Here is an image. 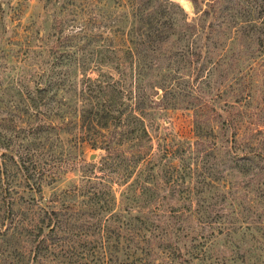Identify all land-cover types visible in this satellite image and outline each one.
I'll return each mask as SVG.
<instances>
[{
  "label": "rangeland",
  "instance_id": "obj_1",
  "mask_svg": "<svg viewBox=\"0 0 264 264\" xmlns=\"http://www.w3.org/2000/svg\"><path fill=\"white\" fill-rule=\"evenodd\" d=\"M159 1L171 17L161 16L162 28L172 33L161 41L153 59L158 67L145 83L155 77L159 83L172 80L190 94L184 98L187 103L167 94L149 108L159 124L151 131L152 160L157 132L188 135L191 111L182 105L199 108L211 96L215 103H209L210 114L233 112L239 132L251 130L256 145L264 146V0H173L186 18L175 5ZM132 21L130 0H0V264H127L126 204L110 205L105 191L106 199L99 202L107 207H101L91 192L92 179L82 177L89 173L87 163L97 165L103 153L91 142L102 139L98 131H107L81 128L69 119L68 97L87 81H81L79 72H65L62 57L69 43L82 44L84 53L89 50L85 37L73 34L84 25L100 32L93 42L109 54L92 57L104 56L99 72L113 73L114 61H106L115 58L126 66V75L122 42ZM107 40L119 48L108 46ZM193 50H199L198 59H193ZM241 139L238 146L247 148L249 140ZM225 178L226 183L241 181L233 174ZM165 188L159 193L167 196L163 200L179 205ZM235 200L226 196L220 203L221 221L204 223L185 209L181 214L166 211L158 220L153 213L159 239L155 232L147 244L141 238L142 264H264V213ZM114 210L119 218L112 215ZM165 222L172 226L170 246L160 237ZM39 239L43 242L35 254Z\"/></svg>",
  "mask_w": 264,
  "mask_h": 264
},
{
  "label": "trees",
  "instance_id": "obj_2",
  "mask_svg": "<svg viewBox=\"0 0 264 264\" xmlns=\"http://www.w3.org/2000/svg\"><path fill=\"white\" fill-rule=\"evenodd\" d=\"M165 1L175 5L179 14L186 18V12L177 2ZM190 1L193 4L197 2ZM130 4L133 21L127 32L128 38L122 42L124 59L127 62L126 75V66L123 67L122 62L115 58L106 61L109 64L114 61V64L110 65L114 74L110 70L99 72V69L102 70L101 64L105 62L104 56H101L100 60L92 57L94 54H106L103 51L105 48H100V44L93 42L100 32L84 28V25L83 29L78 28L73 34H76L77 38L79 35L85 37L84 43L91 45L89 50L84 53L82 44H79L80 47H74L75 44L69 43L62 63L65 72L72 75L79 72L81 81H87L75 88L76 94L73 93V98L68 97V109L72 111L69 113V119H73V124L81 128L99 127L98 129L107 131L106 134L98 131L102 139L91 142V146L100 148L103 153L98 158L97 165L94 162L87 163L90 168L86 167V170L89 173L82 177L92 179L91 192L101 207L107 205L99 202V199H106L103 197L105 191L109 192V198L106 200L110 205L116 203L118 206V202L126 204L130 230L126 244L129 257L127 264H142V258L139 256L141 238L144 237L147 244L149 237L154 236L155 232V236L158 235L156 239H159V221L155 220L153 213L157 215L158 220L159 215L167 216L166 211L176 210L181 214L185 209L188 214L204 223L211 219L221 221L220 203L226 196L236 199L235 203L242 201L247 207L264 213V146L256 145L251 130L248 133L239 132L233 112L221 116L213 110V114H210L209 109L213 105L209 106V103H215L213 96L201 100V107L196 108L195 105H187L189 101L184 99L190 92L176 88V83L172 84V80L159 83V77H155L148 85L145 83L146 78L149 79V75L158 67L153 59L158 57L161 41L172 33L166 27L162 28L161 16L165 15L168 20L171 17L165 9L166 6H161L159 0H130ZM186 26L185 24L184 27ZM169 28H172V25H169ZM161 34L164 36L161 37ZM107 41L108 46L110 44L114 49L119 48L114 45L115 41ZM114 49L110 50L113 54ZM89 54L91 56L85 59ZM192 54L193 59L199 58V50H193ZM93 72L103 75L104 78L92 76ZM158 88L162 90L160 96ZM167 94L174 101H178L177 103L186 102L182 107L191 111L190 133L174 136L169 132L167 135H158L157 132V153L153 161L150 157L153 152L151 131L158 129L159 124L156 122L155 113L149 108L159 104L160 100L163 101ZM173 103L171 107H178ZM162 106L166 107L165 104ZM242 137L250 142L247 148L238 146ZM244 138L241 140L246 141ZM93 167H97L99 172ZM91 172L93 174H90ZM232 174L236 175V178L238 176L240 183L229 180L224 182L226 175ZM163 186L170 194L177 196L179 205L175 206L172 202L163 200L167 199L165 194H159L164 191L161 189ZM233 186L234 189L231 188ZM238 187L241 189L237 190ZM115 190H119V199L114 196ZM51 211L55 213L56 210ZM112 215L117 218L120 216L115 210ZM176 217H179L178 214ZM161 227L164 232L161 231L160 237H164L170 246L169 234L172 226L165 222ZM145 233L149 236L145 237ZM42 242L43 240L39 239L34 244L35 254L36 248H40ZM156 243H159V240Z\"/></svg>",
  "mask_w": 264,
  "mask_h": 264
},
{
  "label": "water",
  "instance_id": "obj_3",
  "mask_svg": "<svg viewBox=\"0 0 264 264\" xmlns=\"http://www.w3.org/2000/svg\"><path fill=\"white\" fill-rule=\"evenodd\" d=\"M89 157H93V154H90Z\"/></svg>",
  "mask_w": 264,
  "mask_h": 264
}]
</instances>
